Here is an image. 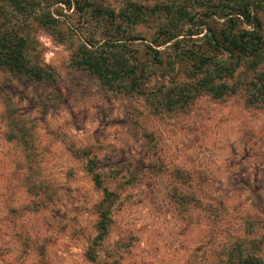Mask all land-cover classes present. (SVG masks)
<instances>
[{
    "label": "rangeland",
    "instance_id": "obj_1",
    "mask_svg": "<svg viewBox=\"0 0 264 264\" xmlns=\"http://www.w3.org/2000/svg\"><path fill=\"white\" fill-rule=\"evenodd\" d=\"M90 1L117 8L125 0ZM33 2L57 20L61 35L37 25L32 11L4 4L9 21L30 25V59L50 66L55 80L32 83L0 70V264H224L228 245L258 240L264 103H246L241 82L251 73L245 66L226 77L229 84L239 81L237 92L214 98L200 91L172 107L149 85L147 97L109 91L70 62L71 46L89 38L94 24L74 3ZM259 14L264 18L262 8ZM139 37L129 46L137 56L146 41ZM6 103L26 125L24 139L8 125ZM69 146L83 147L82 154ZM88 159L117 194L97 244L101 191L84 169Z\"/></svg>",
    "mask_w": 264,
    "mask_h": 264
},
{
    "label": "trees",
    "instance_id": "obj_2",
    "mask_svg": "<svg viewBox=\"0 0 264 264\" xmlns=\"http://www.w3.org/2000/svg\"><path fill=\"white\" fill-rule=\"evenodd\" d=\"M33 1L0 0V70L28 82L53 84L52 68L34 56L36 60H31L32 47L26 30L30 25L18 21L17 17L9 21L3 7L8 4L13 11L26 14L32 11V20L37 25L51 35L60 36L55 27L57 20L41 9L32 8ZM55 2L65 8L74 3L84 20L94 24L89 38H80L71 44L70 62L94 76L106 90L147 97L149 85L151 93L161 94L164 107H172L186 103L200 91L214 98L237 92L235 86L239 81L229 84L226 77H231L244 65L251 73L250 80L241 82L246 103H264V70L257 69L264 64V18L259 14L260 8L264 10L262 0H155L151 4L125 0L117 8L90 0ZM145 28L148 30L142 34ZM92 34L96 35L95 41L90 40ZM138 36L146 40L143 54L139 56L129 49ZM180 42L189 48H180ZM181 73L186 78H177ZM6 106L8 125L18 140L24 139L26 125L10 110L8 103ZM69 147L73 153L82 154L83 147ZM92 166L93 163L86 160L84 169L91 173L93 185L101 191L96 204L97 244L108 231L117 194L102 182L98 173L92 172ZM259 214L264 217V210ZM254 245L255 250L250 252L247 246L252 249ZM263 245L264 233L258 240L233 242L226 247L223 262L264 264ZM91 252L86 251L89 261H93Z\"/></svg>",
    "mask_w": 264,
    "mask_h": 264
}]
</instances>
